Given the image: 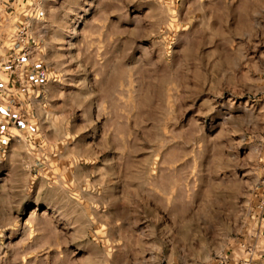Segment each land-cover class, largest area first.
<instances>
[{
  "label": "rangeland",
  "instance_id": "1",
  "mask_svg": "<svg viewBox=\"0 0 264 264\" xmlns=\"http://www.w3.org/2000/svg\"><path fill=\"white\" fill-rule=\"evenodd\" d=\"M1 3L0 264H222L255 240L264 0Z\"/></svg>",
  "mask_w": 264,
  "mask_h": 264
},
{
  "label": "built area",
  "instance_id": "2",
  "mask_svg": "<svg viewBox=\"0 0 264 264\" xmlns=\"http://www.w3.org/2000/svg\"><path fill=\"white\" fill-rule=\"evenodd\" d=\"M12 1L13 0H0V2H2L1 4L5 7V8H9L12 6ZM25 30V26L22 27ZM23 34L25 35V42L27 47H28V40H29V35L27 34L26 31L23 32ZM29 48V47H28ZM26 48L24 49V53L22 54V56H20L19 58L16 59L17 63L15 64L16 67H19L22 65L23 60L22 58L27 54L26 53ZM258 211H259V221L260 223H262L263 219H264V198L261 199L258 203ZM260 229V228H259ZM255 240L253 242H249V240H247L246 242H242L240 244V248H241V252L238 254L235 251H230L225 258H228L229 260H232L236 263V264H256L255 263V259H254V251L255 253L258 251L257 250V246H256V242H263L264 243V234L263 232L259 231V233H256ZM257 240V241H256ZM264 264V261L263 263Z\"/></svg>",
  "mask_w": 264,
  "mask_h": 264
},
{
  "label": "crops",
  "instance_id": "3",
  "mask_svg": "<svg viewBox=\"0 0 264 264\" xmlns=\"http://www.w3.org/2000/svg\"><path fill=\"white\" fill-rule=\"evenodd\" d=\"M17 3H18V0L17 1L13 0L12 3H11L12 7H13L14 4H17ZM9 80L10 79L8 78L7 79L8 83H12V80L11 81H9ZM25 82L28 83V80H26ZM11 92H13V87L12 88L11 87L10 88H5V91H4L5 94H10ZM259 228L261 229L262 232H264V219H263V221H262V223H261ZM259 247L260 248H258V251H259V254H260V257H261V259H259V260H260V263H261V262L264 261V243L263 242H259ZM222 264H236V263L233 261V259L229 260L228 258H225L224 262Z\"/></svg>",
  "mask_w": 264,
  "mask_h": 264
}]
</instances>
